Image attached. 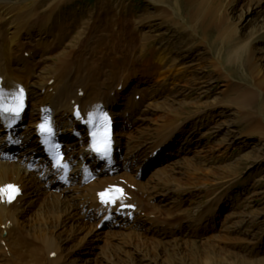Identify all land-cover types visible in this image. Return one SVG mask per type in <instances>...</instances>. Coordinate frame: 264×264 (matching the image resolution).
<instances>
[{"label": "rangeland", "instance_id": "1", "mask_svg": "<svg viewBox=\"0 0 264 264\" xmlns=\"http://www.w3.org/2000/svg\"><path fill=\"white\" fill-rule=\"evenodd\" d=\"M120 2L122 3L120 13L126 21L117 25L112 24V30L124 31V34L122 33L124 37H131L128 34L133 28L130 19L135 13V20L139 18L148 20L141 30L148 34L150 41L155 40L154 43H149V48L153 43L154 47L162 50L164 47L159 45L160 43L171 42L172 49L178 50L185 66L188 67L180 85L170 91L168 88H162V92L158 89L159 84L152 80L138 82L137 96H140L142 90L147 92L152 90L151 96L156 93L159 98L146 97L141 104L142 114L137 117V122L133 120L134 125L133 123L127 125V129L130 130L127 136H132V140L144 138L147 143L143 141L134 145L133 142H129L125 145L126 148H130V154L125 152L130 156V162L134 154L136 157L128 167L134 173L138 168H142L137 162L150 155L149 151L154 144L149 139L158 135L159 138H163L168 132L183 130L182 133H177L176 138L182 135L179 141L176 140L178 143L162 147L145 172L136 175L137 180L141 181V185L139 182L138 184L150 189L147 201L150 205L156 204V207H153L154 211H158L161 217L181 220V225L171 227L169 230L167 228L164 233L163 229L154 228L155 225L141 221L142 223L135 227L139 233L134 232L136 236L129 234L132 238L127 235L131 227L125 226L110 231L103 228L98 231L99 238L98 236L91 238L90 234L85 233L83 226L82 230L76 225L77 229H72L71 220L68 221L64 214L56 215L50 198H45L40 204L38 195L29 194L25 198L26 207L20 212L22 217L19 224L23 225L20 228L21 233L26 238L28 236L33 241L32 244L39 245L42 235H47L45 232L38 233L35 229L56 224L59 228L55 230L59 236L56 243L59 245L57 253L60 259L57 260V256L56 259L50 258L56 261L54 264H264V37L256 40V36L264 32L262 28L264 0H236L231 5L230 0H165V6L172 9L176 18L173 23L167 18L149 17L155 14L157 0H111L110 11L106 16L112 17V11ZM219 2L223 7L227 4L231 21L238 22V26L230 27V23L220 25L214 20L217 11L214 10L215 14L210 12L214 9L211 6L216 3L219 5ZM49 4L50 2L45 1L43 7L38 5L36 14L52 10L54 7L48 9ZM248 5L251 7L259 5V11L246 20H240V13ZM60 9L55 11L54 16L46 23H41L39 16L35 18L33 13L20 39L31 49L21 54L29 59L31 56L29 61L37 64L35 65L37 74L48 83L52 80L51 76L58 72L57 64L63 63L66 49H76L83 36H89L87 47L80 49L79 45L75 51L90 54L93 66L97 50L90 51L88 45L100 48L118 35L106 28L93 31L89 35L88 29L91 28L89 26L92 20L99 18L101 12L97 0H67ZM80 14L84 16L83 21L76 22L72 31L63 32L69 34L67 36L70 41L62 40L60 32H52L54 33L52 35L49 32L48 27L51 26L62 31L61 25H67L71 19L81 16ZM34 22H40L42 27L34 25ZM194 23H197L196 27ZM100 25L104 26L103 20ZM253 37L256 40L253 42L254 59L260 65L259 73L250 67L245 51L237 57L233 55L235 44L238 46L243 42H249ZM133 48L141 54H149L141 51V46L137 42ZM44 50L48 53L42 54ZM30 52L34 53L31 55ZM52 53L55 55L50 56ZM134 84L136 79H131L124 87L125 96L132 97L135 91L132 89ZM153 89H158L161 93ZM252 90H255V93L251 104L248 105L245 93L253 92ZM166 99L168 102L166 104H170L172 111H168L170 107L166 104L162 106L165 112L151 106L157 102H166ZM137 100H140V97ZM245 108H250L251 114L248 118L242 117ZM176 113L178 117L174 120ZM137 115L133 112V118ZM29 117L30 115L25 121ZM119 119V124L123 123L124 126L125 119ZM250 120L254 122L248 123ZM183 124L185 129L179 128ZM147 126L151 128L142 133V127ZM259 127L261 129L257 130ZM123 139L127 140L126 137ZM116 174L120 175V172ZM122 174L132 178L129 173ZM188 179L195 183L188 182ZM80 192L71 187L67 192H63V197L70 202L75 198L74 202L79 204L82 198L78 197ZM46 201H50L49 204H45ZM83 207L84 205L81 208ZM43 210L48 215L43 213ZM83 211L85 212V209ZM85 215H88L87 211ZM76 222L80 223L78 220ZM83 222L86 221H82V224H86ZM88 225L94 230L93 225ZM107 231L110 234L115 233L113 236L115 238H106ZM141 236L145 239L144 244L141 243ZM90 244L91 249H88ZM1 245L7 250V246ZM46 251L43 252L48 255ZM9 255L11 257V253L7 251L6 256ZM2 256L0 264H9L8 262L11 264L10 258ZM49 264H52V261H49Z\"/></svg>", "mask_w": 264, "mask_h": 264}, {"label": "bare ground", "instance_id": "2", "mask_svg": "<svg viewBox=\"0 0 264 264\" xmlns=\"http://www.w3.org/2000/svg\"><path fill=\"white\" fill-rule=\"evenodd\" d=\"M43 1L50 2L48 9H51L52 7L54 8L52 10H47V12L45 13L42 11V13L44 14L42 15V13L41 14L39 13L38 15V13L36 14V10H38L37 8H39L40 5L43 7V3H44ZM66 1L67 0H56V2L55 0H34L32 2H29L28 0H18V2H11L10 0H0V93H2V97H0V104L9 103V101L13 102L20 95H23L27 99L31 100L32 106H31V111H30L31 113L30 117L29 119L26 120L27 125L22 129V133L20 134L22 136L18 135L19 137L24 138L25 141H28L29 143L28 150L30 152L24 151V153H28L30 155L40 152L39 151L40 149L39 138L37 135V123L39 121L38 119H40V117L44 114L47 108H53L52 110L55 113L61 106H64V110H66V113L71 112L72 104L70 103V100L74 98L75 99L74 102H77L78 96L73 97L70 94V96L68 97L66 95L71 93V91L73 90V87L76 88L75 90H83V97L80 100L78 99V101L79 102L81 101L82 107L84 108V111H83L84 117L86 116L87 118V117H90V115L95 116L99 114L101 109L107 110L108 108H110L109 103L111 102V93L115 89V84L121 83V85H123L126 80H131V77L138 78V81L139 79H142L144 81L155 79L154 80L155 83L159 84V88H158L159 90H161L162 88H168L170 91L175 86L177 87L180 85L179 83L182 80V77L185 76V73H187V70H188V67L185 66V63L183 61V57H181L178 50L176 48H175L176 50L172 49V46L170 45L171 42L170 43L165 42L164 44L160 43L159 45L164 47L162 50H160V48L158 47L157 48L154 47L155 44L153 43L155 40L150 41L148 34L145 31L141 30V27L145 24V21H148V20H144V18H139L135 20L136 15L135 13H133L132 18L130 19V23L133 25V28L128 33L130 34L131 37H124L122 35V33L124 34V31L117 32V31L112 30V24L117 25V24H121L122 22L126 21L125 18H123L122 14L120 13L122 3L121 2L118 3L116 8L111 13L112 17H109L106 15L110 11L109 7H111V3H110L111 0H97L98 4L100 5L101 12L99 14V18L93 19L94 21L92 20L91 25L89 26L91 28L88 29L89 35L93 31H97L101 28H106V29H110L112 33H116L119 36L117 35V37L115 38L113 37V40H111L110 43L106 44L105 46H101L100 48H93L90 44L88 45V49L90 51L95 52L97 50V53L95 54L96 59H95V63L93 66H91L92 59H91L90 54L88 53L80 54L76 52L75 50L66 49L65 55H64L65 61L62 60L63 61L62 64L61 63L57 64V68L60 67V70H59L60 73H59V77L58 75H56V77L58 78L59 82L61 81V83L58 84L55 81H53L52 85L45 84V80L42 78V76H40V74L33 76V69L31 68V65L29 64L30 63L29 58L28 57L26 58L24 57L25 55L23 56L21 54V52L31 50L29 49L30 46L26 47L20 41V39L23 34L22 33L23 30H25V28L27 27V21L33 16V13H34L35 18L36 17L38 18L39 16L38 19L41 23H46L47 21L51 20V18L54 16L55 11L61 10L60 6L63 5ZM118 1H124V0H118ZM234 1L236 0H230L229 4L231 5ZM157 2L158 3L156 5L157 8L155 10V14L150 15V16L148 15V16L150 18L151 17L152 18L153 17L167 18L170 23H173V21L176 18L173 16L172 9H170L169 6H165L164 4L165 0H157ZM218 4L219 5H217L216 3L214 6H211L214 9L212 11L210 10V12L215 14L214 10L217 11L216 12L217 14H215L216 18L214 20H216V22L219 23L220 25L230 23L231 25L230 27L238 26L237 25L238 22L231 21L232 18L230 15V11L229 9L226 8L227 4L225 5V7L221 5V2H219ZM258 8H259V5H256L255 7H251L250 5H248L247 8L240 13L239 19L246 20L248 17L253 15V13L259 11ZM244 14L246 15L242 17ZM81 16L75 19H71V22L68 23L67 25H61L60 28L62 31L55 28L54 26H51V27H48L49 32L51 33V35L54 34L52 32H55V31L60 32L59 36H61V39L68 40L67 35L69 34L67 33L65 34L63 32L72 31L75 28L76 22H79L80 20L83 21L84 16L82 17ZM7 20L9 21L7 22ZM101 20L104 21V26L100 25ZM40 22H34L33 24L36 26L37 25L41 26ZM196 24L197 23H194L193 25L196 27ZM175 27L177 29V26ZM39 30H41V28ZM59 36L57 35V37ZM256 37H257L256 40L259 41L261 38L264 37V32L260 33ZM81 39L82 40L79 43L80 49H85L87 47V40L89 39V36L85 35ZM133 39H136V41H134ZM256 40H255V37H253V39H251V41L249 40V42L248 41L243 42L241 45H238V46L237 44H235L233 47L234 49L233 55L237 57L242 52L245 51V53L247 54V61L250 67L252 68V70L256 69L257 73H259L261 70L260 65L254 59L255 48L253 46L254 45L253 42H256ZM136 42L141 46V51H144L145 53H149V54H141L140 52L135 51V49L133 48V45ZM150 42H153V43L152 45H150V48H149ZM51 50L52 49H50V51ZM45 52L48 53L47 50H44V53L42 54H45ZM53 55H55V53ZM53 55H50V56H53ZM127 77L128 79H126ZM62 83L65 87V90L61 92L62 87L60 88L59 86ZM168 86H170V88ZM36 87H38V89H36ZM79 87H81L82 89H80ZM21 89L23 90L22 93H21ZM158 89H156V92L159 91ZM40 92L45 93V96H44L45 98L42 99L43 96L38 95ZM159 93L161 92L159 91ZM254 93H255V90L253 92L246 91L245 97L247 99V102H246L247 104L248 103L251 104V100L254 96ZM166 103H168L167 99H166V102H157L156 104H151V106L157 107L160 110L164 111L162 106L165 105ZM166 105L167 107H170L168 111H172L170 104H166ZM33 107H36V112L34 113H33V109H34ZM249 110L250 108H245L244 109L245 113L242 114V117L248 118V116L251 114L249 113ZM56 113L59 115L60 111H57ZM177 113L174 115L175 116L174 120H176V118L178 117ZM57 114L54 117H56ZM28 116L25 115L24 117L27 118ZM24 117H23V114L16 116V115H13L12 113L3 114V112L0 111V134L3 133L2 137H0V150L5 151L7 149V146L9 145L7 142H9L10 144H13V142L11 141L14 140V137L19 132L18 128L19 126H21L22 122L24 121L25 119ZM55 120L56 121L58 120L57 117ZM253 120L248 121V123L254 122ZM87 122L89 123L88 119H87ZM168 126H171V125H168ZM260 127L257 128V130L261 129ZM150 128L151 126H147L146 128L142 127L141 131L143 130L142 133H146L147 130ZM162 134L165 135L166 133H162ZM141 136L145 137V135H141ZM158 136L153 138L155 139L153 140L154 142L157 139H159ZM131 137L132 136L130 135L127 137V140L123 142V146L127 145L129 142H132V141H135L136 144H139V142L142 143L144 141V138L142 139L138 137L132 140ZM120 138L123 139L124 137H120ZM116 140H117V144H121L120 139H116ZM82 145H83L82 146L83 148L81 151L82 153H79V151L75 149L68 154L70 163L75 164L73 165L72 173H75L74 170L79 167L78 163L84 162L83 160H86L87 157L89 158L93 157L94 159H97V157L91 154L90 151L92 150L90 149L89 151L87 147L88 140L86 136L82 138ZM24 153H22L21 155H24ZM118 153L119 152H114L113 158L117 156ZM119 154H118V157H119ZM134 156L132 158H134ZM38 159L40 160V163L38 164L37 168L47 165V162H46L47 158L44 157L42 154L40 158ZM46 167L48 168L50 173H53V175H55V177L60 175L62 172V170L55 171V170H51L49 166H46ZM83 167L84 168L81 169L82 175H84L87 171L86 166L84 165ZM38 173L39 172L35 171V168H33L32 170L28 169L27 161L20 159V161L18 162H11L10 160L3 159V157H1V152H0V189H3L5 184L7 183L17 184L20 190L22 188V194L18 196L15 199V202L11 204L6 202L5 198L2 196V192H0V243L3 242L4 245L7 246V250H6L4 246L0 244V250L2 249V254H4L3 256L2 254H0V256H2V258L4 256L5 258H10L9 260L12 261L11 264H49V261H52V264H54L56 263V261H54V259L53 260L49 259V254L50 252H53V251L56 252V250L58 252V248H59V245L56 243L58 231L55 230L59 228H57L56 224H48V225H45L44 227L39 226L35 229L36 231H38V233L45 232L44 234L47 235V236L42 235V238H41L42 241H40L41 244L39 245L38 243L37 245H35L36 243L32 244L33 241H31V239H29L28 236L26 238L24 234L21 233L20 228H22L23 225H21V223L19 224V220L22 217V215H20V212L24 211L26 207V203H25L26 200L24 199V197H26L29 194H32V196L38 195L40 198V204L43 202L45 198H48V199L50 198V200H52L53 210L54 212H57L56 215L64 214L65 218L67 219L71 218L72 220H75V221L77 219H84L85 217H87L86 222H83V223L88 222V224H92L90 221L92 219L93 213H90L86 216L85 213L81 212L82 208L80 209L78 208L80 205L83 206L87 204L86 208H89L90 206V207H94L95 209H97L98 208L97 192L106 187H109L106 184H108V182L113 183V180H114V177H107L106 179L99 178L92 183L77 186L76 187L77 190L81 191L79 198L81 197L82 198L79 204L75 202L74 204V203H70V201H68L69 200L68 198H67L68 200H66L63 197L64 193L68 191L66 187H61L60 185L59 187L61 188L59 191H57L56 189L52 191V187L53 188L55 187L51 183V181H49V183H51V186L49 187L44 186L43 185L44 182L41 181ZM123 173H126V172H123ZM53 175H50V176H52L53 179H56ZM126 177L130 178L128 176ZM66 178L68 179V177ZM187 181L192 184L195 183L194 181H191L189 179ZM23 189L25 192L23 191ZM29 190L31 191L28 192ZM139 190L143 193L141 187L139 188ZM21 200L23 202L22 204H21ZM47 202L48 201H46L45 204H49L50 201L48 203ZM88 202H89V205H88ZM50 210L52 211V208H50ZM137 211L138 209L136 208L135 213ZM43 213H45V211ZM52 216L54 215H51V217ZM88 216L90 218H88ZM8 220L11 221L12 223L11 225L10 223H8ZM155 220L156 219H153V221ZM169 222H173V221L169 219H165V220L159 221L158 224H160L162 229H164V228H167L170 224H172ZM75 225L77 228L80 227V225L78 224H75ZM94 226H95V229L93 230L89 228L86 234H90L92 232L91 234L92 238L93 237L97 238V236L99 238V235H97L98 229L96 228V224ZM85 228H86V225H85ZM133 235L136 236V234H133ZM144 240L145 239L142 237L141 243L143 242L144 244L145 243ZM44 250L48 251V255L44 254L43 252ZM7 251L11 253V257L10 255L9 257L6 256ZM58 259H60L59 255H57V260ZM242 260L244 261V259ZM249 262L250 261H248V263ZM8 263L10 264V262Z\"/></svg>", "mask_w": 264, "mask_h": 264}, {"label": "snow or ice", "instance_id": "3", "mask_svg": "<svg viewBox=\"0 0 264 264\" xmlns=\"http://www.w3.org/2000/svg\"><path fill=\"white\" fill-rule=\"evenodd\" d=\"M22 92H23V90L21 89V93ZM0 97H2V93H0ZM21 107H22V105H21ZM0 111H13V109L12 108L4 107L2 104H0ZM15 114L18 116L19 115V111H16ZM77 115H79V114H77ZM91 118L92 117L90 115L89 119L91 120ZM104 120H105L106 123H110V121L107 120V117L106 116H105ZM41 127L43 128V125H41ZM105 139L107 140V144H105V146H104V148H103L102 151H103L104 154H107V152L110 150V137H108L107 134H106L105 135ZM96 150L100 151V149H96ZM7 189L12 190V191H18L12 185H8L7 186ZM3 191H5V190L4 189H0V192H3ZM113 191L122 194V189H114V190L110 189L108 194H106V193H100L101 202L102 203H105V204H109V203L114 204V203H116V200H117L118 197L111 195V193ZM106 195L108 196V198H105Z\"/></svg>", "mask_w": 264, "mask_h": 264}]
</instances>
